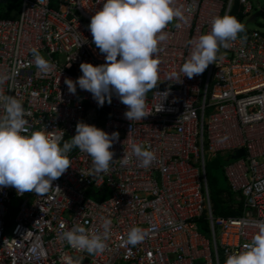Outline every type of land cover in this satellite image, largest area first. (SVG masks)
I'll return each mask as SVG.
<instances>
[{"label": "built area", "instance_id": "2783aa9c", "mask_svg": "<svg viewBox=\"0 0 264 264\" xmlns=\"http://www.w3.org/2000/svg\"><path fill=\"white\" fill-rule=\"evenodd\" d=\"M12 3L15 9L7 5ZM102 4L0 0V75L17 70L14 80L0 84V94L21 101L25 132H63L70 140L82 121L119 134L107 173L89 175L91 157L73 148L71 166L47 193L0 189V264H63L65 254L81 258V264H224L251 240L253 222L264 220V33L247 27L263 9L251 0H174L185 19H174L164 29L158 81L146 93L149 115L129 121L116 96L98 107L89 92L77 87L75 95L69 94L64 83L82 75L81 62H105L88 30ZM226 13L245 31L229 48H219L202 74L168 80L188 57L187 42L210 32L212 19ZM33 48L52 65L50 72L36 68ZM130 142L154 152L149 168L120 164ZM238 151L242 156L233 159ZM217 156L226 161L229 191L243 200L239 217L212 213L205 171ZM101 217L112 222L102 252H78L59 239L74 225L102 232ZM199 223L206 224L205 234ZM134 226L145 238L127 245L126 234Z\"/></svg>", "mask_w": 264, "mask_h": 264}, {"label": "clouds", "instance_id": "9594fccd", "mask_svg": "<svg viewBox=\"0 0 264 264\" xmlns=\"http://www.w3.org/2000/svg\"><path fill=\"white\" fill-rule=\"evenodd\" d=\"M174 19H185L184 9L175 7L174 0H103L102 8L91 16L88 30L92 43L104 56L105 62L95 66L81 62L79 69L82 75L75 81L70 78L64 80L68 93L75 95L79 87L91 94L98 107L111 103L114 95L126 106L124 117L127 120L140 121L148 116L146 93L158 81V45L167 39L164 29ZM244 31L243 24L232 15L226 13L214 17L210 32L187 42L191 51L179 73L170 72L168 80L180 81L181 73L182 77L189 79L202 74L210 64H214L219 48H229L230 42ZM31 51L36 68L41 73L50 72L52 65L37 49ZM16 75L17 70L13 67L9 74L0 75V84L14 80ZM25 115L20 100L0 94V189L13 187L20 195L26 192L36 195L47 193L52 182L71 166L68 153L73 148L91 157V176L107 173L115 161L110 149L118 139V132L109 134L81 121L76 124L71 139L64 140L63 132L54 136L39 130L26 133ZM155 159L153 151L140 143L130 142L128 150L123 151L120 164L136 163L138 167L147 169ZM100 219L102 232L74 225L63 231L59 239L78 252L90 255L102 252L112 222L105 217ZM253 223L256 231L251 240L243 250L229 254L224 264H264V220ZM144 238L145 232L134 226L127 232L124 243L136 246ZM61 260L63 264H81V258L66 254Z\"/></svg>", "mask_w": 264, "mask_h": 264}, {"label": "trees", "instance_id": "16d2710c", "mask_svg": "<svg viewBox=\"0 0 264 264\" xmlns=\"http://www.w3.org/2000/svg\"><path fill=\"white\" fill-rule=\"evenodd\" d=\"M7 5L11 7V9H15L17 7V3ZM8 15V13L4 14L5 17H8ZM210 200L212 213L216 218H236L241 216L243 200L240 196L232 194L229 189L226 191H210ZM198 229L200 232L206 233V224L199 223Z\"/></svg>", "mask_w": 264, "mask_h": 264}, {"label": "rangeland", "instance_id": "374dc122", "mask_svg": "<svg viewBox=\"0 0 264 264\" xmlns=\"http://www.w3.org/2000/svg\"><path fill=\"white\" fill-rule=\"evenodd\" d=\"M255 6H259L263 9V14L257 18L253 24H248L247 27L251 31H259L264 33V0H251ZM226 165V161L217 156L212 161L206 164L207 181L210 191H226L229 189L227 179L224 174L223 168ZM205 234V232H203Z\"/></svg>", "mask_w": 264, "mask_h": 264}, {"label": "water", "instance_id": "95a60500", "mask_svg": "<svg viewBox=\"0 0 264 264\" xmlns=\"http://www.w3.org/2000/svg\"><path fill=\"white\" fill-rule=\"evenodd\" d=\"M259 16H261V12H259L258 14H256V15L252 18L251 22H254L255 19H256L257 17H259ZM148 94H149V93H148ZM241 156H242V152H241V151H238V152L235 153L233 159H237V158H239V157H241Z\"/></svg>", "mask_w": 264, "mask_h": 264}]
</instances>
